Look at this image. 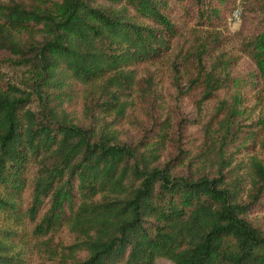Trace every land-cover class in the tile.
<instances>
[{"label": "trees", "instance_id": "1", "mask_svg": "<svg viewBox=\"0 0 264 264\" xmlns=\"http://www.w3.org/2000/svg\"><path fill=\"white\" fill-rule=\"evenodd\" d=\"M234 4L0 0V60L35 75L33 90L0 75V213L16 225L27 219L35 236L73 232L57 264H264V117L253 122L241 92H232L241 82L237 60L224 51L213 57ZM259 9L245 38L253 59L245 72L264 85V3ZM196 27L211 31L210 41L175 81L185 91L202 87L196 156L211 169L173 172L171 160L159 164L167 132L133 143L116 124L134 102L138 66L166 56ZM75 79L95 91L85 104L89 125L49 101ZM14 232L0 227V264H26Z\"/></svg>", "mask_w": 264, "mask_h": 264}, {"label": "rangeland", "instance_id": "2", "mask_svg": "<svg viewBox=\"0 0 264 264\" xmlns=\"http://www.w3.org/2000/svg\"><path fill=\"white\" fill-rule=\"evenodd\" d=\"M262 3L264 0H235L227 23L217 30L221 40L216 44V51L213 52V57L217 51H224V57H234L237 60L236 73L241 75V82L232 89V92H241L244 99L241 104L247 109L246 114H251L253 122H257L258 125L264 117V85L259 80L258 74L247 75L245 72V66L252 65L253 60L249 53L250 47L245 44V38L256 23V19L260 17L259 7ZM209 32L211 31L205 28L189 29L187 33L175 39L171 51L166 56L140 64L139 81L133 89L134 102L127 109L126 115L116 124L121 139L133 143L143 138V135L144 142L152 143L163 132H167L166 150L159 164L163 165L166 160H171L170 168L173 172L208 173L211 169L205 159L196 156L198 148L204 143L202 118L196 107V101L202 94V87L185 91V87L178 88L175 81V76L182 72L186 65L194 63L195 52L200 42L210 41L206 36ZM0 75L10 85L33 90L35 75L28 66L9 65L0 60ZM180 80L182 84L186 83L185 78L180 77ZM93 92L95 91L92 85L75 79L63 93H59L58 97H53L49 101L51 105L64 107L76 122L89 125L85 104L86 99L90 100ZM30 104L35 109L39 108L37 93L34 92L32 95ZM241 117H244V113ZM241 122L246 123L244 120ZM259 152L260 155H264V151ZM244 156L243 153H239L237 158L242 159ZM257 221L264 229V214L258 215ZM0 227H10L13 231H19L14 232L13 237L26 264H57L62 247L76 240L75 234L69 229L56 230L47 236H35L27 219L22 224L16 225L3 212L0 213ZM27 231L28 234L24 235ZM158 264H174V262L167 257H159Z\"/></svg>", "mask_w": 264, "mask_h": 264}]
</instances>
